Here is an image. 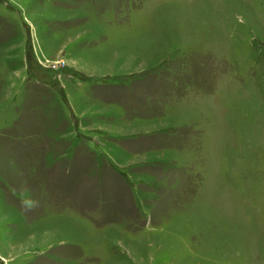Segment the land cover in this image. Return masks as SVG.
I'll use <instances>...</instances> for the list:
<instances>
[{
	"label": "rangeland",
	"instance_id": "obj_1",
	"mask_svg": "<svg viewBox=\"0 0 264 264\" xmlns=\"http://www.w3.org/2000/svg\"><path fill=\"white\" fill-rule=\"evenodd\" d=\"M0 264H264V0H0Z\"/></svg>",
	"mask_w": 264,
	"mask_h": 264
},
{
	"label": "clouds",
	"instance_id": "obj_2",
	"mask_svg": "<svg viewBox=\"0 0 264 264\" xmlns=\"http://www.w3.org/2000/svg\"><path fill=\"white\" fill-rule=\"evenodd\" d=\"M28 203H29V206H31L32 202H31V201H29Z\"/></svg>",
	"mask_w": 264,
	"mask_h": 264
},
{
	"label": "trees",
	"instance_id": "obj_3",
	"mask_svg": "<svg viewBox=\"0 0 264 264\" xmlns=\"http://www.w3.org/2000/svg\"><path fill=\"white\" fill-rule=\"evenodd\" d=\"M203 64V63H202Z\"/></svg>",
	"mask_w": 264,
	"mask_h": 264
}]
</instances>
